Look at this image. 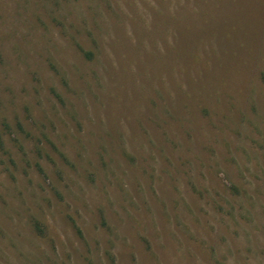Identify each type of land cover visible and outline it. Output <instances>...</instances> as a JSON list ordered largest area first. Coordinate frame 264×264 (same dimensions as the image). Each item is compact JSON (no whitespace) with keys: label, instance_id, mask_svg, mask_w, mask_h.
I'll return each mask as SVG.
<instances>
[{"label":"rangeland","instance_id":"obj_1","mask_svg":"<svg viewBox=\"0 0 264 264\" xmlns=\"http://www.w3.org/2000/svg\"><path fill=\"white\" fill-rule=\"evenodd\" d=\"M0 264H264V0H0Z\"/></svg>","mask_w":264,"mask_h":264}]
</instances>
